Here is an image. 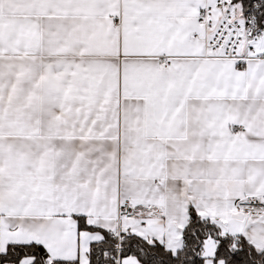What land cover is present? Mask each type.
Returning <instances> with one entry per match:
<instances>
[{
  "label": "snow or ice",
  "instance_id": "obj_1",
  "mask_svg": "<svg viewBox=\"0 0 264 264\" xmlns=\"http://www.w3.org/2000/svg\"><path fill=\"white\" fill-rule=\"evenodd\" d=\"M0 264H264V0H0Z\"/></svg>",
  "mask_w": 264,
  "mask_h": 264
}]
</instances>
